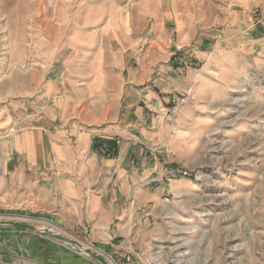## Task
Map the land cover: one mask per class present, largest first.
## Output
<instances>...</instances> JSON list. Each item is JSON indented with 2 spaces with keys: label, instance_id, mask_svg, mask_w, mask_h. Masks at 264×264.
I'll use <instances>...</instances> for the list:
<instances>
[{
  "label": "crops",
  "instance_id": "crops-1",
  "mask_svg": "<svg viewBox=\"0 0 264 264\" xmlns=\"http://www.w3.org/2000/svg\"><path fill=\"white\" fill-rule=\"evenodd\" d=\"M117 1L123 0L92 1L84 22L56 48L43 89L0 104V125L24 126L4 145L0 200L50 217L112 253L140 249L148 225L180 185L161 175L179 161L181 142L157 133L153 111L196 78L144 51L168 31L175 33V46L190 49L199 30L195 16L180 17L172 0ZM220 2L213 22L225 37H209L204 43L214 51L208 55L202 45L192 64L207 56L221 68L230 53L224 45L248 51L264 46V0ZM149 20L156 38L150 43ZM96 137L121 138L117 154L100 155Z\"/></svg>",
  "mask_w": 264,
  "mask_h": 264
},
{
  "label": "rangeland",
  "instance_id": "rangeland-1",
  "mask_svg": "<svg viewBox=\"0 0 264 264\" xmlns=\"http://www.w3.org/2000/svg\"><path fill=\"white\" fill-rule=\"evenodd\" d=\"M92 1L0 0V104L10 106L14 99L30 98L43 89L56 50L84 22ZM172 1L183 19L195 16L196 40L190 49L177 47L175 33L168 31L155 41L154 22L149 20L148 43L155 42L145 56L159 53L163 62L173 61L196 79L171 92L153 111L157 133L181 142L179 161L161 175L170 174L180 185L148 225L140 249L109 252L50 217L0 200V264H102L87 250L108 264H264V46L248 51L224 45L223 51L230 53H224L221 68L207 56L203 63L192 64L209 37H220L213 22L218 13L214 3L223 4ZM203 11L212 14L202 17ZM212 45L206 44L208 55L215 49ZM23 128L22 122L0 125V174L4 145ZM121 143L118 137H96L93 148L110 158ZM17 222L30 227L13 224ZM47 229L76 243L38 232Z\"/></svg>",
  "mask_w": 264,
  "mask_h": 264
},
{
  "label": "water",
  "instance_id": "water-1",
  "mask_svg": "<svg viewBox=\"0 0 264 264\" xmlns=\"http://www.w3.org/2000/svg\"><path fill=\"white\" fill-rule=\"evenodd\" d=\"M13 224H17V225H20V226H29L30 227V225L28 223H25V222H21V223H18L17 222V223H13ZM38 232H40L42 234H45L47 236H50L52 238H57V239L65 240V241H68V242L73 243V244L76 243L75 241H73V240H71L69 238H66L63 235L57 234V233L53 232L52 230H48L47 229V230L38 231ZM87 253L91 254L95 259L99 260L102 264H108V262L102 256H100L98 254H95V253H93L90 250H87Z\"/></svg>",
  "mask_w": 264,
  "mask_h": 264
},
{
  "label": "built area",
  "instance_id": "built-area-1",
  "mask_svg": "<svg viewBox=\"0 0 264 264\" xmlns=\"http://www.w3.org/2000/svg\"><path fill=\"white\" fill-rule=\"evenodd\" d=\"M181 62H182L183 64H188V63H187V60H186L185 57H182V58H181Z\"/></svg>",
  "mask_w": 264,
  "mask_h": 264
},
{
  "label": "trees",
  "instance_id": "trees-1",
  "mask_svg": "<svg viewBox=\"0 0 264 264\" xmlns=\"http://www.w3.org/2000/svg\"><path fill=\"white\" fill-rule=\"evenodd\" d=\"M94 147L96 148L97 146H96V145H94Z\"/></svg>",
  "mask_w": 264,
  "mask_h": 264
}]
</instances>
